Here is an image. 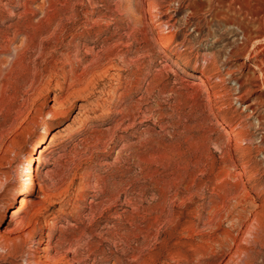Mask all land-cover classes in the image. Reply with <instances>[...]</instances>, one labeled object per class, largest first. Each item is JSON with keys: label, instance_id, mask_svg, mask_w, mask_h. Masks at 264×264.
I'll use <instances>...</instances> for the list:
<instances>
[{"label": "rangeland", "instance_id": "1", "mask_svg": "<svg viewBox=\"0 0 264 264\" xmlns=\"http://www.w3.org/2000/svg\"><path fill=\"white\" fill-rule=\"evenodd\" d=\"M25 2L0 0V264H264V0Z\"/></svg>", "mask_w": 264, "mask_h": 264}, {"label": "bare ground", "instance_id": "2", "mask_svg": "<svg viewBox=\"0 0 264 264\" xmlns=\"http://www.w3.org/2000/svg\"><path fill=\"white\" fill-rule=\"evenodd\" d=\"M25 2V0H24ZM9 3V2H8ZM26 3V2H25ZM23 4V3H22ZM262 7V6H261ZM6 8V7H5ZM28 10V9H27ZM8 13V12H7ZM15 15V14H14ZM151 15V14H150ZM155 15V14H154ZM158 15V14H157ZM156 15V17H157ZM21 17V16H20ZM152 19V18H151ZM18 22V20H17ZM16 22V23H17ZM57 22V21H56ZM89 22V21H88ZM161 25V24H160ZM88 26V25H87ZM168 26V24H167ZM84 27V26H83ZM161 27V26H160ZM163 29V27H161ZM95 29V28H94ZM3 31V30H2ZM6 34V33H5ZM245 37H246V42H244L243 46L241 47V50L243 53H245L247 56H251V55H255L256 57L258 56H262L264 55V28H260L258 30V32L253 33V32H249L247 31L245 33ZM28 38H31L30 35L28 36ZM23 39V38H22ZM25 39V38H24ZM160 43L162 44H166L169 40H170V36L168 35H160ZM1 45V44H0ZM2 48V47H1ZM0 48V49H1ZM66 49V48H65ZM69 49V48H68ZM94 49V48H93ZM92 49V50H93ZM79 50V49H78ZM77 51V50H76ZM111 49L110 48H105L103 53L105 52V54H108V52H110ZM64 52V51H63ZM79 54V53H78ZM101 54V53H100ZM68 57V56H67ZM95 60L90 63V65L85 66V69L82 73H73L70 75V83L69 86L67 88V95L63 98L61 95H59L58 93H55L54 95V100H55V104H61V106L64 108L66 104H71L72 103V98L74 97H83V96H87L90 94V77L92 76V74L94 73L92 70V67L94 66L95 62L98 61L102 55H97L95 56ZM82 61V60H81ZM76 62V61H75ZM28 64V63H27ZM98 64V63H97ZM87 65V64H85ZM264 58H262L259 63L252 69L253 74L257 77L258 81H260L259 83H257V87L259 90V98L262 97V95H264L263 92V88H264ZM51 69V68H50ZM69 69V68H68ZM53 71V70H52ZM95 71V70H94ZM50 72V71H49ZM52 74V73H51ZM33 75V74H32ZM35 75V74H34ZM61 75V74H60ZM63 75V74H62ZM54 76V75H53ZM35 77V76H34ZM52 78V77H51ZM66 78V77H65ZM92 78V77H91ZM31 79V78H30ZM208 79L209 78H203V77H199V84L204 85L206 83H208ZM27 80V79H26ZM34 80V79H33ZM32 80V81H33ZM66 80V79H65ZM31 81V82H32ZM245 82V81H244ZM33 83V82H32ZM30 84V83H29ZM65 86L63 81H58V88L62 89ZM213 86V85H211ZM92 89V88H91ZM64 90V89H63ZM64 93V92H63ZM256 94V93H255ZM243 97V96H242ZM263 99V98H261ZM258 100V99H257ZM56 105V106H57ZM259 105V104H258ZM60 106V108H62ZM256 107V106H253ZM59 107H55L52 108L51 110H49L47 112V116L45 121L47 122V120H54L57 119L61 116V114L64 112V110L61 112V109ZM258 108V107H257ZM22 111V110H21ZM20 111V112H21ZM24 111H22L21 113H23ZM22 114H20L18 116V119L20 118ZM24 115V114H23ZM22 115V117H23ZM27 117V116H25ZM24 117V119H25ZM21 119V118H20ZM19 119V120H20ZM23 120V119H22ZM263 120V119H262ZM21 121V120H20ZM19 121V122H20ZM18 122V120H17ZM25 122V121H24ZM23 123V121H22ZM117 128V127H116ZM50 130V126L48 124L45 125V127L43 128V132L48 133ZM227 130V129H226ZM227 132V131H226ZM40 145H35L34 149H33V157L32 159H28V161H33V160H39L42 159L45 155H47V151H49V149H51V147L53 146V141H47L42 147H39ZM108 149V148H107ZM37 154V155H35ZM27 159V158H26ZM26 164H21L22 165V174L26 175L27 171L29 170L30 166L29 164H27V162H25ZM245 163V162H244ZM248 165V164H247ZM246 164L242 165L243 167L247 166ZM20 172V171H19ZM39 175V169L36 168V170L34 171V173L31 176V183H32V187L36 188L37 185L40 186L39 188V192L42 194V196H51L52 193L45 188L44 184L42 182H38L37 181V177ZM110 184V183H109ZM83 185V184H82ZM97 185V184H96ZM117 185V184H116ZM118 188V187H117ZM98 190V188H97ZM108 191V190H107ZM112 197V196H111ZM253 199V198H252ZM158 205V204H157ZM161 209V208H160ZM164 216V215H163ZM165 217V216H164ZM168 219V218H167ZM166 220V219H165ZM210 221V220H209ZM176 225V224H175ZM251 230V229H250ZM257 230V229H256ZM253 232V231H252ZM259 230H257L256 232H254L255 238L256 236L259 235ZM252 235V233H251ZM49 242H47V246H45V250L49 251L51 249L52 243L50 242V240H48ZM199 241V240H198ZM41 244V240L38 241ZM39 244V245H40ZM193 247V246H192ZM43 249V248H42ZM244 251V250H243ZM242 252V251H241ZM240 252V253H241ZM246 252V250L244 251ZM182 254V253H181ZM243 255V253H241ZM240 254V255H241ZM49 255V254H48ZM239 255V256H240ZM47 256V255H46ZM184 256V255H183ZM239 256H237V258H239ZM51 257V256H49ZM172 257V256H171ZM48 258V257H47ZM31 260V258H30ZM243 260V257L241 256L239 260H234V264H241ZM36 261V260H35ZM245 261V260H244ZM232 262V260H231ZM32 263V262H31ZM39 263V262H38ZM232 263V264H233Z\"/></svg>", "mask_w": 264, "mask_h": 264}]
</instances>
